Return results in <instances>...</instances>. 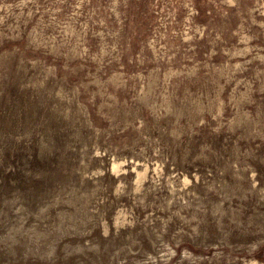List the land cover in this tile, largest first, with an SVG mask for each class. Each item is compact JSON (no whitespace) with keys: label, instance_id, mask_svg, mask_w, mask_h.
<instances>
[{"label":"rangeland","instance_id":"obj_1","mask_svg":"<svg viewBox=\"0 0 264 264\" xmlns=\"http://www.w3.org/2000/svg\"><path fill=\"white\" fill-rule=\"evenodd\" d=\"M0 264H264V0H0Z\"/></svg>","mask_w":264,"mask_h":264}]
</instances>
